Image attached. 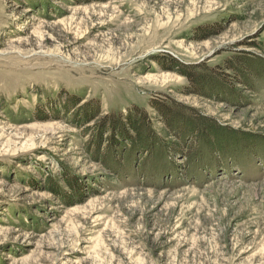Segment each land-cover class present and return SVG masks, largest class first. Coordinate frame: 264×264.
<instances>
[{
    "label": "rangeland",
    "instance_id": "374dc122",
    "mask_svg": "<svg viewBox=\"0 0 264 264\" xmlns=\"http://www.w3.org/2000/svg\"><path fill=\"white\" fill-rule=\"evenodd\" d=\"M135 106L110 168L86 128ZM0 264H264V0H0Z\"/></svg>",
    "mask_w": 264,
    "mask_h": 264
},
{
    "label": "trees",
    "instance_id": "16d2710c",
    "mask_svg": "<svg viewBox=\"0 0 264 264\" xmlns=\"http://www.w3.org/2000/svg\"><path fill=\"white\" fill-rule=\"evenodd\" d=\"M178 64L179 68H181V72L185 74L190 80L198 81L200 73H188L186 64L179 63L176 59H171ZM191 68V67H190ZM197 68V67H194ZM72 101V109L75 107L80 99L76 95L69 96ZM153 106L159 111L163 118V122L167 125V127L175 134L183 138V140L188 136H198L203 130V128H198L195 125L187 124L184 119H178V117L174 114H171V109L169 105L162 101L161 103H154ZM100 111L98 107H93L90 103H86L80 109H74L72 112V117L78 119V123L76 124H87L99 115ZM148 117V112L146 109L135 106L128 110L127 113H115L110 112L107 115L99 118L93 125H89L86 129H94L96 132L93 134V144L98 145V152L100 154V159L105 161L106 164L110 167V156L108 155V147L105 149L103 147L105 140H103L105 132H110L109 138H114V141L119 143V153L123 155V158L126 157V153H128L129 149L132 152H139V155L143 156L142 161H146L149 159V153L152 151L153 147L157 146L158 139L160 137L157 133L152 129L150 121ZM203 133V132H202ZM116 138V139H115ZM129 140L131 142V147L128 149L123 141ZM109 144V143H108ZM105 149L106 151L104 152ZM189 161V159H188ZM141 161L139 165L144 164ZM111 168V167H110Z\"/></svg>",
    "mask_w": 264,
    "mask_h": 264
}]
</instances>
